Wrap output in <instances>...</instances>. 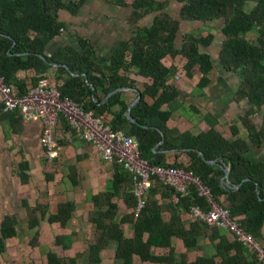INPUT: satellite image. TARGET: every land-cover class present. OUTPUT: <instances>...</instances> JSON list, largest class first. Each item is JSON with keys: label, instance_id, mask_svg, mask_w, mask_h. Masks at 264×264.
<instances>
[{"label": "trees", "instance_id": "16d2710c", "mask_svg": "<svg viewBox=\"0 0 264 264\" xmlns=\"http://www.w3.org/2000/svg\"><path fill=\"white\" fill-rule=\"evenodd\" d=\"M87 1L0 0V76L10 87L16 86L17 95L51 77L63 98L82 103L86 112L94 113L114 132L137 136L141 155L151 166L194 173L219 204L218 198L227 196L229 206L223 207L264 246V159L255 151L264 148V0H114L116 5L131 9L132 22L137 24L150 17L151 26L138 27L130 42L121 43L111 57L102 58L103 64L84 37L79 38L78 47L63 46L47 56L49 43L67 30L60 13L68 8L77 12ZM171 7L177 9L175 15L168 11ZM195 24H201L198 35H194ZM183 25L187 28L185 31ZM213 31L224 38L216 65L212 56L202 51L215 40ZM178 58L186 60L183 68L187 77L191 78L194 71L201 75L198 85L201 90L210 85L218 66L240 74L236 99L248 100L251 108L241 118L242 127L231 128V138L216 129L193 134L169 127L171 112L165 107L180 96L170 82ZM135 71L149 80L136 102V80L132 77ZM10 75H19L20 79L11 81ZM154 91L161 94L151 105L146 98ZM116 107L119 110L113 114L111 111ZM11 115L17 117L15 113ZM173 152L177 160L169 163L167 154ZM181 154L186 155V161L181 159ZM123 173L129 176L130 184L126 199L136 204L132 177L127 171ZM120 189L113 186L114 192ZM102 198L110 200L115 195L95 200ZM178 198L182 199L180 195ZM187 200L192 206L208 207L195 188ZM108 207L105 212L89 214V223L101 238L89 247L88 264H106L104 250L111 245L116 247V260L121 264H133L135 251L142 256L150 255L161 237L162 219L158 207L147 203L140 226L135 228L130 240L122 231L113 235L111 227L105 224V221L112 222L117 213L114 205L109 203ZM28 210L31 222L37 221V215L45 216L48 212L47 207L40 204ZM55 216L65 228L75 217L73 204L59 206ZM194 228L199 232L183 237L199 235L210 226L197 219ZM17 236L16 228L0 230V253L6 251V241ZM38 236L33 246L38 245ZM225 261L248 264L242 258ZM254 263L259 264L256 257ZM46 264L80 263L68 255L59 257L51 253Z\"/></svg>", "mask_w": 264, "mask_h": 264}, {"label": "crops", "instance_id": "0c3cea01", "mask_svg": "<svg viewBox=\"0 0 264 264\" xmlns=\"http://www.w3.org/2000/svg\"><path fill=\"white\" fill-rule=\"evenodd\" d=\"M131 12L130 8L116 5L114 0H88L77 12L73 8L62 11L59 17L67 30L49 43L46 55H53L63 46L78 47L79 38L84 37L103 64L102 58L111 57L121 43L130 42L138 27L151 26L150 17L141 19L137 24L132 22ZM195 28L194 35L201 33V24H195ZM186 29L183 25V31ZM214 35L213 43L202 51L210 54L216 65L224 39L219 41V34ZM181 41L180 35L177 44L180 45ZM185 64V59L178 58L170 77L180 96L165 107L171 112L169 127L180 133L193 134L216 129L226 138H231V128L242 127L241 118L251 108L248 100L236 99L240 74L230 73L218 66L210 85L201 90L198 87L201 75L194 71L191 78L187 77L183 68ZM136 71L132 74L139 91H136L135 102L141 98L140 93L145 91L149 82ZM19 77L10 75L9 80H19ZM11 87L17 93L16 86L12 84ZM160 94L152 92L146 98L147 102L152 105ZM118 110L116 107L111 112L116 114ZM15 115L17 117L6 114L0 108V230L16 228L18 232L17 237L6 241V251L0 253V264H9L16 258L21 264H26L28 260L42 257L46 264L51 253L59 257L68 255L80 264H88L89 247L96 245L101 238L89 223V214L107 211L109 203L115 206L117 213L112 222L105 221V224L111 227L113 235L122 231L126 239H133L132 215L137 203L126 199L130 184L127 182L129 176L123 173L127 171L124 166L118 161H99L96 150L78 137L62 118L52 130L57 157L53 165H47L41 144L43 123L41 120L23 123L18 114ZM106 118L111 120L108 115ZM255 151L264 159V148H256ZM181 159L186 161V155L181 154ZM167 160L174 163L176 153L167 154ZM127 173L133 180L132 174ZM161 184L157 183L145 196L146 202L155 204L161 213L160 240L148 256L135 251L133 264H207L209 261L211 263L208 264H227L225 260L229 258H242L248 264H255L254 252L243 250L221 228L210 227L203 229L199 235L184 238V234L199 232L194 228L197 219L192 214V205L189 200L179 199ZM114 185L122 189L114 192ZM104 195H115V198L95 200ZM218 200L222 206H229L227 196ZM66 203L73 204L75 217L63 228L57 222L55 213L59 206ZM37 204L47 207L48 212L45 216L37 215V221L31 222L28 209ZM37 234L38 245L33 246ZM104 261L106 264H121L116 260L114 245L104 250Z\"/></svg>", "mask_w": 264, "mask_h": 264}, {"label": "built area", "instance_id": "2783aa9c", "mask_svg": "<svg viewBox=\"0 0 264 264\" xmlns=\"http://www.w3.org/2000/svg\"><path fill=\"white\" fill-rule=\"evenodd\" d=\"M0 108L4 113H17L23 123L41 120L44 126L41 144L47 165H53L57 157L52 130L61 118L78 137L96 150L99 161L121 163L132 174L134 181L132 193L137 206L132 215L133 229L140 226V217L147 205L145 196L157 183L169 187L182 199H188L190 191L195 188L208 207L193 205L194 218L210 227L225 230L236 244L243 250L254 252L259 264H264V246L231 217L229 209L215 200L199 176L179 168L151 166L141 155L137 136L114 132L101 118L86 112L82 103L63 98L51 77L40 80L24 94L17 95L0 76Z\"/></svg>", "mask_w": 264, "mask_h": 264}, {"label": "rangeland", "instance_id": "374dc122", "mask_svg": "<svg viewBox=\"0 0 264 264\" xmlns=\"http://www.w3.org/2000/svg\"><path fill=\"white\" fill-rule=\"evenodd\" d=\"M177 8H180V6L179 7H177ZM170 13H172L173 15H175V13L177 12V9H175V7H171L170 8V11H169ZM221 26H219V28H220ZM217 34H219L218 36H219V41H222V35L220 34V33H217ZM224 39V38H223ZM249 106L251 107V103L249 102ZM19 254V253H18ZM19 255H21V254H19ZM37 258V257H36ZM44 261H45V258L44 257H42V258H37L36 260H34V261H31V260H28V262L26 263V264H44ZM46 262V261H45ZM9 264H21V262L19 261V258H16V259H14V261H12V262H10ZM82 264H86V262H84V263H82Z\"/></svg>", "mask_w": 264, "mask_h": 264}, {"label": "water", "instance_id": "95a60500", "mask_svg": "<svg viewBox=\"0 0 264 264\" xmlns=\"http://www.w3.org/2000/svg\"><path fill=\"white\" fill-rule=\"evenodd\" d=\"M131 121L134 122V120L132 118H131ZM225 173H226V176H227L228 175V171L226 170Z\"/></svg>", "mask_w": 264, "mask_h": 264}]
</instances>
